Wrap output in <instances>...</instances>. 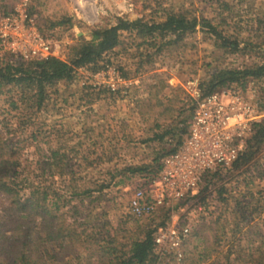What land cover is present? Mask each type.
Masks as SVG:
<instances>
[{
  "label": "rangeland",
  "instance_id": "obj_1",
  "mask_svg": "<svg viewBox=\"0 0 264 264\" xmlns=\"http://www.w3.org/2000/svg\"><path fill=\"white\" fill-rule=\"evenodd\" d=\"M18 1L7 0L11 9ZM224 3L230 6L229 11ZM30 4L37 11L33 15L36 24H42L57 42L60 58L66 57L67 46L77 36L89 37L91 26L111 24L117 16L158 21L167 8L188 9L214 22L220 21L218 27L237 33L250 43L264 39V0H27V9ZM59 16H69L72 23L54 28L43 23L45 17ZM120 38L121 42L105 54L103 62L115 64L123 75L135 80L125 92L111 93L103 86H91L89 69L76 68L74 78L59 81L48 89V97L38 110L10 108L5 100L17 97L15 89L0 94V120L8 119L9 131L14 129L8 137H28L30 144L23 148V157L33 161L39 150L44 153L47 147L58 146L67 151L73 169L89 184L108 180L110 173L126 164L147 161L153 148L168 146L146 137L159 129L153 126L154 122L162 128L171 119L165 105L175 108L183 104L180 97L189 105L187 81L197 84L212 67L239 66L260 57L256 47L246 53H224L203 28L196 27L175 45L138 65L132 36L122 32ZM260 82L254 81L257 93ZM30 134L35 138L30 139ZM259 163L257 167L264 169V146L259 152ZM140 181L134 174L104 188L101 199L91 203L85 200L76 217L79 222H74L77 229L83 230L82 240L54 245L59 261L73 259V264L79 260L85 264L84 248L92 252L111 235L118 244L124 243L160 221H169L170 214L162 210L141 218L127 212L126 200ZM202 183L201 179L194 192L179 204L184 207L180 220L190 223L181 259L160 258L154 264H249L247 248L261 240L254 230L264 233V179L256 176L252 165L239 169L218 167L211 183L199 192ZM241 204L250 219L242 221L240 230L232 234L230 227L241 213ZM6 207V199L0 193V235L8 234ZM84 233L88 234L87 241L83 240Z\"/></svg>",
  "mask_w": 264,
  "mask_h": 264
},
{
  "label": "trees",
  "instance_id": "obj_2",
  "mask_svg": "<svg viewBox=\"0 0 264 264\" xmlns=\"http://www.w3.org/2000/svg\"><path fill=\"white\" fill-rule=\"evenodd\" d=\"M224 8L230 10L227 3H224ZM28 9L29 13L37 14L33 4ZM10 10L7 0H0V14ZM43 21L49 28L72 23L69 16L45 17ZM219 24L220 21L214 22L212 18L197 15L188 9L167 8L158 21L117 16L111 24L91 26L88 28V38L79 35L74 42L69 43L65 58L49 56L23 59L12 53L2 52L0 94L15 89L17 97L5 100L10 108L38 110L48 97V89L54 88L59 81L74 78L76 68L96 69L105 60V54L121 42L122 32L132 36L137 63L140 65L141 61H150L154 54L167 50L181 41L187 33L201 27L212 37V43L224 53H246L253 47L260 51L258 61L239 66L212 67L206 77L197 81V88L203 95L232 84L243 85L249 79L261 81L257 102L262 115L252 122L251 132L244 139L242 149L227 168L239 169L252 165L256 176L264 179V169L257 167L260 164L259 152L264 146V39L250 43L239 38L237 33L224 31L218 27ZM41 25L37 24L39 29L50 35ZM178 100L184 105L181 103L175 108L164 106L171 118L166 126L161 128L158 122H154L153 126L159 129L146 137V140H157L168 143V146L153 148L147 161L126 164L116 169L115 173H110L108 180L93 184H89L73 169L67 151L58 146H49L44 153L39 150L40 153L33 161L23 157V148L30 144L27 135L16 136L14 139L8 137V132L12 133L14 129L9 131L8 119H1L0 193L6 199L9 217L8 234L0 235V264H73V259L59 261L52 247L65 242L73 243V239L82 240L80 235L83 230L77 229L74 222L77 221L76 217L85 200L86 203H91L101 199L104 188L123 182L134 174L142 181L155 174L162 155L173 149L186 131L193 107L192 100L189 105L183 97ZM28 136L30 139L35 138L34 134ZM217 172L218 167L202 174L203 183L199 192L207 188ZM116 175L119 177L114 180ZM221 192L222 189H219V195ZM220 198L223 199L221 196ZM244 207L241 204V213L230 227L232 234L240 230L239 224L242 221L248 222L250 219V214ZM163 223L164 221H160L156 225ZM156 225L142 230L140 235L129 237L124 243L118 244L114 235H111L94 247L92 252L84 248L86 252L82 261L85 264H154L157 256L153 252L151 233ZM254 233L261 240L258 245L248 246L249 264H264V233L259 229L254 230ZM87 236L84 233L83 240L87 241ZM80 261L75 264H80Z\"/></svg>",
  "mask_w": 264,
  "mask_h": 264
},
{
  "label": "built area",
  "instance_id": "obj_3",
  "mask_svg": "<svg viewBox=\"0 0 264 264\" xmlns=\"http://www.w3.org/2000/svg\"><path fill=\"white\" fill-rule=\"evenodd\" d=\"M2 52L23 59L58 57L57 42L39 29L28 12L27 0H19L10 11L0 14ZM88 77L91 86H103L111 93L125 92L135 81L111 62L89 70ZM187 84L193 107L186 131L175 147L162 155L155 174L136 185L126 200V210L135 218L157 210L170 214V220L156 225L151 233L157 259H181L190 223L180 220L184 211L180 201L194 192L205 171L231 163L250 134L252 122L262 115L251 79L203 95L194 80Z\"/></svg>",
  "mask_w": 264,
  "mask_h": 264
}]
</instances>
